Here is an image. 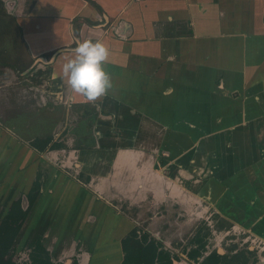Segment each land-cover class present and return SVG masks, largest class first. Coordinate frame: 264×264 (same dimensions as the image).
<instances>
[{
  "label": "crops",
  "instance_id": "0c3cea01",
  "mask_svg": "<svg viewBox=\"0 0 264 264\" xmlns=\"http://www.w3.org/2000/svg\"><path fill=\"white\" fill-rule=\"evenodd\" d=\"M3 2L23 34V50L4 40L0 70L31 85L41 105L65 107L46 136L23 123L0 124V194H27L37 180L40 186L16 239L22 246L41 239L54 264H133L123 238L140 218L153 233L173 225L188 232L187 222L170 217L210 200L220 174L247 170L251 152L264 153V0ZM85 40L102 41L110 53L103 66L112 88L95 101L75 94L63 74ZM77 106L92 112L71 110ZM234 121L243 127L224 143L221 128ZM61 126L66 145L46 152L31 146ZM80 137L91 139L77 143ZM229 157L239 161L232 165ZM213 212L233 223L228 204Z\"/></svg>",
  "mask_w": 264,
  "mask_h": 264
},
{
  "label": "rangeland",
  "instance_id": "374dc122",
  "mask_svg": "<svg viewBox=\"0 0 264 264\" xmlns=\"http://www.w3.org/2000/svg\"><path fill=\"white\" fill-rule=\"evenodd\" d=\"M9 26L10 28H13V31H15V18L6 12L4 5L0 1V53H2V49L7 50V48H4V45L7 44L5 41L8 40V38L11 40V48H9L12 51L15 49V52L16 50L21 52L23 48L18 44L20 40L19 35L17 32H9ZM15 34L18 36H15ZM16 58H18L17 63L18 61H22L19 57V54L17 53ZM10 61H13V59L11 58ZM5 62L8 64L7 59ZM2 65L3 64L0 63V68H2ZM22 66L23 65L18 64V67H20L21 70L24 69H22ZM3 70H0V124L4 127H12L13 125H16L17 128L20 129L22 127V125L20 126V123H23L26 127V131L28 130L27 132L31 134L42 132L46 136L47 133L51 132V129L55 125L53 124V120L55 121L58 119L59 113L62 116V109L65 107L59 105L51 106L50 103L41 105L39 102V97L38 101H36V92L34 89H32L31 85L23 81L19 82V80H14L12 77V72V75L9 73L5 74ZM38 94L39 93H37V95ZM74 109L79 111L78 113L81 114H84L85 110L89 111L90 113L92 112L90 107L77 106L71 108L72 111H74ZM67 122L68 121H66V123ZM66 123L61 124L66 125ZM231 123V125H226L224 128H221V131H223L221 138L222 136L224 137V143L230 142L231 139H228V137L231 138L233 136L232 134H234L236 130H240V128L243 127V121H234ZM66 129L67 128L63 126L59 127L58 133L54 134L55 138L60 140L62 138L67 139V137H64L65 133H67ZM257 132H259L258 128ZM90 139L91 138L89 137H80L77 138V143L84 141L87 143L90 141ZM196 140L197 138H195L193 135H188L187 143L191 145L192 143L194 144ZM236 145H240V142L238 141ZM251 156L252 160L250 168L247 170L243 168H235L232 169L230 173L220 174L221 180L219 182L221 183V181H223V184L216 183L211 186L213 187V191L217 190L218 192H215V195L213 192L211 194L212 196L210 200H201L194 203L192 206L188 205L187 210L183 211L182 216H172L170 217L171 221L175 222L177 219H180L182 222H187L189 231L199 223L200 219L203 217L207 218L215 230V233L212 234L213 237H211V244L214 246H219L221 250H225L226 247H228V245L231 243L230 238L227 237V235L231 233L236 234L235 240H238L237 242H240V245L246 241L250 243V246L252 245L253 247L262 246L264 243V185L262 186L259 184L260 180L258 181V176L260 173L259 166H264V164L260 163L262 158H264V153L260 151H252ZM235 157L237 156L235 155ZM234 159L235 158L233 157H229L227 163L234 165L235 161H239L238 159ZM239 163L242 162L240 161ZM249 175L251 176V183L247 182L248 179L243 182V178L245 176L248 178ZM238 178L239 180L236 181ZM255 178L258 181L256 184L254 183ZM232 193L234 196L231 195ZM230 202L232 206L229 204ZM227 204L233 210H235V214L231 215V217H228L231 219V221H233V223H231L232 228L230 231L222 228L220 229L218 227V217L214 216L213 214V210L217 211V207H219L221 210V207ZM163 207L165 206H162L157 210L158 213L162 214L164 212ZM197 209H201L202 215H196ZM132 212L135 214V209H132ZM145 218L146 216H144L142 219ZM168 219L169 218H167V220ZM141 223H143V221ZM145 223L146 222H144V224ZM162 224V222L156 224V229H159V226ZM172 227L173 228L171 229V232L157 231L156 233L157 235L163 236L166 240H168V242L177 244V242H179L181 238H185L188 233L178 232L179 226L177 225H173ZM21 250H23L22 245L21 242L18 241L12 254L15 258H21L22 261H25L24 259L27 258V254L24 251V253L21 255ZM16 255H19V257Z\"/></svg>",
  "mask_w": 264,
  "mask_h": 264
},
{
  "label": "flooded vegetation",
  "instance_id": "af4514ba",
  "mask_svg": "<svg viewBox=\"0 0 264 264\" xmlns=\"http://www.w3.org/2000/svg\"><path fill=\"white\" fill-rule=\"evenodd\" d=\"M0 1L4 5L3 0ZM14 29L15 31L10 26L8 28L9 32H17L19 37H22L23 34L16 20ZM17 34L15 36H18ZM49 137L52 138V143L57 142L66 145L64 143L66 139L64 138L60 140L55 139L54 136H37L33 138L31 146L39 152L55 149L48 147L44 151L40 150V142ZM79 178L85 182L90 180V176H85L84 174H80ZM37 181L33 183L27 194L18 193V191L0 194V232L18 228L17 235L6 251H3L0 246V264H42L46 260L54 264L49 253L43 247L41 239L36 241L31 249L27 248V246H22L21 255L24 251L29 255V257L24 259L25 261H22L21 258H15L12 254L17 245L16 239L19 232L37 198L39 191V188L36 187L39 184ZM121 209L129 211L128 204L123 202ZM163 210L166 212L165 207H163ZM135 211L137 213V210ZM214 216L218 217V227L220 229L230 231L232 227L228 219L219 214H214ZM142 221L143 223H141ZM144 222L146 223L144 224ZM148 224L149 220L140 218L138 227L123 238L125 260H133V264H178L175 263V260H186L188 264H212L207 262V260H214L211 259L214 255L218 258L217 260H222L217 264H264V243L263 247L250 246V243L246 241L240 245V242L235 240L236 234L231 233L227 235L231 243L225 250H221L219 246L212 245L211 237H213L212 234L215 233V230L205 217L200 219L192 230L186 232L188 234L185 238H181L177 244L170 243L163 236L146 229ZM16 256L19 257V255Z\"/></svg>",
  "mask_w": 264,
  "mask_h": 264
},
{
  "label": "clouds",
  "instance_id": "9594fccd",
  "mask_svg": "<svg viewBox=\"0 0 264 264\" xmlns=\"http://www.w3.org/2000/svg\"><path fill=\"white\" fill-rule=\"evenodd\" d=\"M75 56L63 66V74L75 94L89 101L106 95L112 88L111 75L105 70L109 49L102 41L85 40L75 47Z\"/></svg>",
  "mask_w": 264,
  "mask_h": 264
},
{
  "label": "trees",
  "instance_id": "16d2710c",
  "mask_svg": "<svg viewBox=\"0 0 264 264\" xmlns=\"http://www.w3.org/2000/svg\"><path fill=\"white\" fill-rule=\"evenodd\" d=\"M60 145L61 144L57 142L52 143V138L49 137L40 142L39 148L41 151H44L48 147L56 148V147H60ZM36 187L39 188V184H37ZM17 232H18V228L16 230H6V231L0 232V246L3 248V251H6L9 245H11L15 236L17 235ZM211 259H214V260H207V262H211L212 264H217L222 261V260H217L218 258H216L214 255L211 257ZM42 264H51V263L49 260H46V261H43Z\"/></svg>",
  "mask_w": 264,
  "mask_h": 264
},
{
  "label": "bare ground",
  "instance_id": "6f19581e",
  "mask_svg": "<svg viewBox=\"0 0 264 264\" xmlns=\"http://www.w3.org/2000/svg\"><path fill=\"white\" fill-rule=\"evenodd\" d=\"M258 105V104H257ZM37 220V219H36ZM33 224V223H32Z\"/></svg>",
  "mask_w": 264,
  "mask_h": 264
}]
</instances>
